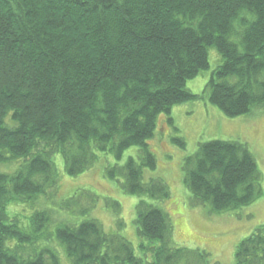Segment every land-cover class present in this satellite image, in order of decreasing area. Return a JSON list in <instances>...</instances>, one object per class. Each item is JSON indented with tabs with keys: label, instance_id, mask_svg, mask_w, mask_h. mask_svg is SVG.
Wrapping results in <instances>:
<instances>
[{
	"label": "trees",
	"instance_id": "obj_1",
	"mask_svg": "<svg viewBox=\"0 0 264 264\" xmlns=\"http://www.w3.org/2000/svg\"><path fill=\"white\" fill-rule=\"evenodd\" d=\"M209 48L221 64L202 98L230 119L264 111V0H0V168L23 160L12 173L0 170V264H63L60 249L68 264L210 263L203 251L174 248L167 215L144 200L134 224L140 238L159 244L140 245L153 253L150 263L95 220L56 223L48 209L28 217L10 209L56 191L53 156L76 177L92 168L97 153L120 161L132 147L137 160L105 168V177L126 195L168 199L162 180L144 182L142 169L156 167L147 142L160 115L200 99L185 84L209 69ZM171 141L185 147L179 137ZM182 172L190 206H208L212 214L261 195L246 144L201 143ZM90 194L58 209L86 217L96 202ZM83 196L90 200L85 206ZM112 206L118 213V203ZM234 264H264V225L237 245Z\"/></svg>",
	"mask_w": 264,
	"mask_h": 264
},
{
	"label": "rangeland",
	"instance_id": "obj_2",
	"mask_svg": "<svg viewBox=\"0 0 264 264\" xmlns=\"http://www.w3.org/2000/svg\"><path fill=\"white\" fill-rule=\"evenodd\" d=\"M208 59L209 69L185 84V88L200 96V99L175 105L169 115H160L154 137L147 142L155 157L156 167L154 170L142 169L144 182L151 179L162 180L169 190L168 199L156 202L126 195L121 191L119 183L105 177V168L122 166L129 157L137 160V147L126 150L120 161H115L112 155L97 153L98 161L92 168L76 177L65 173L63 160L57 154L52 157L58 177L56 191L49 192L47 198H39L33 205L18 204L10 207L12 214L27 216L32 213L31 210L43 208L52 212L56 223L70 220L68 223L77 225L84 219L95 220L105 233L120 235L131 244L136 257L144 263H150L153 253L142 250L140 245L155 248L159 244L140 238L134 224L135 206L144 200L167 215L172 228L171 244L174 248L203 251L208 255L209 264H234L237 245L264 225V111L254 109L248 115L230 119L211 106L206 95L202 98L213 71L221 64V57L214 48L208 49ZM169 118L173 120L172 125L168 123ZM176 137L183 139V149L172 143L171 140ZM215 140L246 144L255 158L261 176V195L249 206L225 214H212L208 206H190V194L183 185L184 159L192 156L199 144ZM22 164L23 160H18L0 170L12 173ZM85 191L91 193L90 200H96L95 203L91 202L88 216L70 217L68 213L58 209L62 201ZM89 198L83 196L80 205H87ZM112 202L118 203V213ZM21 222L26 223V220ZM56 226L51 225L52 233ZM59 252L62 263L68 264L63 251L60 249Z\"/></svg>",
	"mask_w": 264,
	"mask_h": 264
}]
</instances>
